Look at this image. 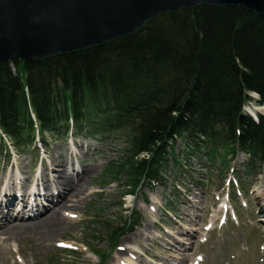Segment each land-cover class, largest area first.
Instances as JSON below:
<instances>
[{
    "label": "trees",
    "instance_id": "1",
    "mask_svg": "<svg viewBox=\"0 0 264 264\" xmlns=\"http://www.w3.org/2000/svg\"><path fill=\"white\" fill-rule=\"evenodd\" d=\"M250 103L264 106V15L241 6L182 9L101 46L0 64V154L9 162L10 144L27 154L49 140L123 138L122 160L105 171L124 179L123 194L166 186L170 164L188 169L192 159L212 169L244 154L239 179H247L264 165V114L253 118ZM140 218L122 213L94 236L108 246L91 249L98 264H108Z\"/></svg>",
    "mask_w": 264,
    "mask_h": 264
},
{
    "label": "rangeland",
    "instance_id": "2",
    "mask_svg": "<svg viewBox=\"0 0 264 264\" xmlns=\"http://www.w3.org/2000/svg\"><path fill=\"white\" fill-rule=\"evenodd\" d=\"M255 105L264 113V107ZM247 108L256 111L252 105ZM48 142V146L38 143V151L27 154L16 153L10 144V162L0 154V182L18 176L29 192L42 182L40 173L46 164L52 178L53 160L68 158L69 172L75 161L92 169L87 190L79 203L69 201L73 206L65 218L72 223L47 247L45 243L38 246L36 237L20 236L16 230L12 236L8 232L1 235L8 240H0V264H98L99 257L91 249L108 251V246L106 241L97 244L94 236L106 234L107 223L115 225L122 213L140 214L141 225L120 239L108 264H175L182 259H187L186 264H264V208L260 205L264 165L240 180L247 160L244 154L230 160L228 166L218 163L212 169L206 159L188 160V169L171 163L167 174L172 181L166 186L154 184L136 195H125L123 178L105 177L108 165L122 160L125 139L72 137ZM182 148L179 142L178 152ZM82 157L87 158L83 163ZM234 177L239 184L232 185Z\"/></svg>",
    "mask_w": 264,
    "mask_h": 264
},
{
    "label": "water",
    "instance_id": "3",
    "mask_svg": "<svg viewBox=\"0 0 264 264\" xmlns=\"http://www.w3.org/2000/svg\"><path fill=\"white\" fill-rule=\"evenodd\" d=\"M198 6H241L264 15V0H0V64L101 46Z\"/></svg>",
    "mask_w": 264,
    "mask_h": 264
},
{
    "label": "bare ground",
    "instance_id": "4",
    "mask_svg": "<svg viewBox=\"0 0 264 264\" xmlns=\"http://www.w3.org/2000/svg\"><path fill=\"white\" fill-rule=\"evenodd\" d=\"M82 158L83 163L87 158ZM68 160H53L50 172L52 178L47 172L49 170L46 164L40 173L42 182L38 181L29 192L23 189V180L18 176L0 182V236L6 232L12 236L11 232L16 230L20 236L25 233L32 235L30 238L36 237L38 246H43L44 243L46 246L53 242L54 236L67 229L72 223L70 218H65V212L73 206L69 201L74 204L81 201V195L87 190L85 184L92 172L90 166L84 164L82 167L76 161L72 163V171L69 172L66 169ZM262 196L260 205L264 208V193ZM262 214L264 215V212ZM0 240H8V237H0ZM11 252L13 253V250ZM186 263L187 259H182L175 264Z\"/></svg>",
    "mask_w": 264,
    "mask_h": 264
}]
</instances>
